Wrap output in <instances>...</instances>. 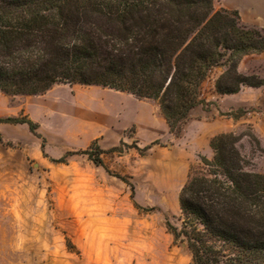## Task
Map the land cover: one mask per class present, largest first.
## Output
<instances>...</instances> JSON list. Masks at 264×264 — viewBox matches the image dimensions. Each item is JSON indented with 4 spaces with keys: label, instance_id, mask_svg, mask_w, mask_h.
Instances as JSON below:
<instances>
[{
    "label": "rangeland",
    "instance_id": "374dc122",
    "mask_svg": "<svg viewBox=\"0 0 264 264\" xmlns=\"http://www.w3.org/2000/svg\"><path fill=\"white\" fill-rule=\"evenodd\" d=\"M225 1L213 0L214 10H235ZM238 71L264 81V52L243 57ZM220 72L202 84L205 105L178 136L154 102L126 93L78 84L0 92V119L37 125L0 123V264H191L165 223L180 225V190L202 157L212 159L210 140L240 136L245 170L264 175V86L218 95ZM96 147L101 166L80 154Z\"/></svg>",
    "mask_w": 264,
    "mask_h": 264
},
{
    "label": "trees",
    "instance_id": "16d2710c",
    "mask_svg": "<svg viewBox=\"0 0 264 264\" xmlns=\"http://www.w3.org/2000/svg\"><path fill=\"white\" fill-rule=\"evenodd\" d=\"M263 52L264 27L214 10L213 0H0L1 93L35 96L57 84L126 93L154 102L175 136L205 105L201 88L214 69L218 95L264 86L238 71L243 57ZM240 140H210L212 159L202 157L180 190V225L165 223L191 264H264V175L245 170ZM102 153L80 152L97 166Z\"/></svg>",
    "mask_w": 264,
    "mask_h": 264
},
{
    "label": "crops",
    "instance_id": "0c3cea01",
    "mask_svg": "<svg viewBox=\"0 0 264 264\" xmlns=\"http://www.w3.org/2000/svg\"><path fill=\"white\" fill-rule=\"evenodd\" d=\"M225 2V7L235 9L245 22L264 27V0H226Z\"/></svg>",
    "mask_w": 264,
    "mask_h": 264
}]
</instances>
